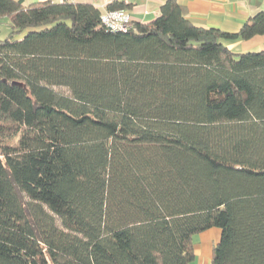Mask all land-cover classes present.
<instances>
[{
	"label": "trees",
	"instance_id": "16d2710c",
	"mask_svg": "<svg viewBox=\"0 0 264 264\" xmlns=\"http://www.w3.org/2000/svg\"><path fill=\"white\" fill-rule=\"evenodd\" d=\"M100 16L0 0V264H190L211 228L210 264H264V50L224 44L264 12L237 33L176 0L126 33Z\"/></svg>",
	"mask_w": 264,
	"mask_h": 264
},
{
	"label": "crops",
	"instance_id": "0c3cea01",
	"mask_svg": "<svg viewBox=\"0 0 264 264\" xmlns=\"http://www.w3.org/2000/svg\"><path fill=\"white\" fill-rule=\"evenodd\" d=\"M25 7L49 1L52 3H86L96 7L102 14L111 2H123L125 10L135 23L146 24L159 15V8L167 0H21ZM184 9L186 18L196 27L214 28L227 33H237L249 18L264 12V0H176ZM234 54L264 50V36L246 41L225 42ZM221 231L208 229L194 237V260L190 264H210L213 249L219 242Z\"/></svg>",
	"mask_w": 264,
	"mask_h": 264
},
{
	"label": "built area",
	"instance_id": "2783aa9c",
	"mask_svg": "<svg viewBox=\"0 0 264 264\" xmlns=\"http://www.w3.org/2000/svg\"><path fill=\"white\" fill-rule=\"evenodd\" d=\"M101 24L111 32L126 33L133 27V21L129 14L123 10H106L100 16Z\"/></svg>",
	"mask_w": 264,
	"mask_h": 264
},
{
	"label": "rangeland",
	"instance_id": "374dc122",
	"mask_svg": "<svg viewBox=\"0 0 264 264\" xmlns=\"http://www.w3.org/2000/svg\"><path fill=\"white\" fill-rule=\"evenodd\" d=\"M9 26H8V21L7 19H1L0 20V39H5L8 38L10 33H9ZM14 39H19L22 37V35L20 34H15L12 36ZM59 90V89H58ZM20 195V199L22 200V202L26 203L28 200L21 194Z\"/></svg>",
	"mask_w": 264,
	"mask_h": 264
}]
</instances>
